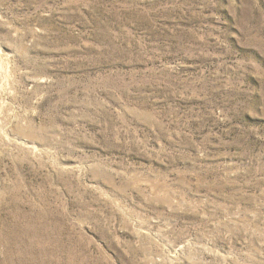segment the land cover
<instances>
[{
    "label": "rangeland",
    "instance_id": "rangeland-1",
    "mask_svg": "<svg viewBox=\"0 0 264 264\" xmlns=\"http://www.w3.org/2000/svg\"><path fill=\"white\" fill-rule=\"evenodd\" d=\"M0 264H264V0H0Z\"/></svg>",
    "mask_w": 264,
    "mask_h": 264
}]
</instances>
